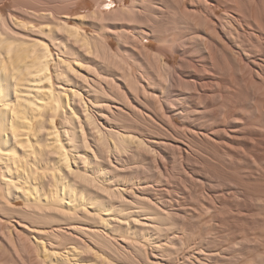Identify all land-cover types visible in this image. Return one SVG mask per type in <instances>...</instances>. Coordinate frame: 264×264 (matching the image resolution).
Listing matches in <instances>:
<instances>
[{"label":"bare ground","instance_id":"obj_1","mask_svg":"<svg viewBox=\"0 0 264 264\" xmlns=\"http://www.w3.org/2000/svg\"><path fill=\"white\" fill-rule=\"evenodd\" d=\"M0 264H264V0H0Z\"/></svg>","mask_w":264,"mask_h":264},{"label":"rangeland","instance_id":"obj_2","mask_svg":"<svg viewBox=\"0 0 264 264\" xmlns=\"http://www.w3.org/2000/svg\"><path fill=\"white\" fill-rule=\"evenodd\" d=\"M114 4H115V2H114ZM154 42L152 41V44H153Z\"/></svg>","mask_w":264,"mask_h":264}]
</instances>
